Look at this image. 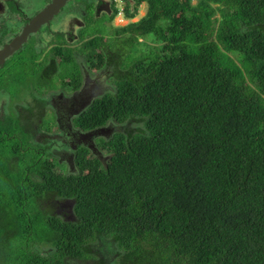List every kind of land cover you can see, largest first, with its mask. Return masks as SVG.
Wrapping results in <instances>:
<instances>
[{"label": "trees", "instance_id": "1", "mask_svg": "<svg viewBox=\"0 0 264 264\" xmlns=\"http://www.w3.org/2000/svg\"><path fill=\"white\" fill-rule=\"evenodd\" d=\"M146 1V15L120 31L135 26L121 48L135 41L141 51L139 38L149 36L157 44L129 58L90 52L115 90L73 118L83 130L109 121L142 128L101 138L105 165L81 146L78 171L68 174L57 172V157L22 151L12 130L3 137L11 161L42 167L45 197L76 200L78 219L53 230L118 234L138 264H264V0ZM8 153L0 157V205H14L15 216L0 206V264H27L19 231L44 223L16 220L26 193L19 163L4 162Z\"/></svg>", "mask_w": 264, "mask_h": 264}, {"label": "flooded vegetation", "instance_id": "2", "mask_svg": "<svg viewBox=\"0 0 264 264\" xmlns=\"http://www.w3.org/2000/svg\"><path fill=\"white\" fill-rule=\"evenodd\" d=\"M52 1L0 0V53L4 51L3 62L0 63V157H5L8 153L3 137H8L14 130L20 134L18 139L27 143L26 146L20 143L22 151H30V155L34 154L33 159L37 154L46 162L50 159L53 161L51 156L55 155L58 158L55 167L57 172L68 174L78 171L75 159L82 142L92 145L91 138L81 134L82 131L88 130L75 126L73 122V118L83 113L89 106L84 109L87 105L77 103L74 99L72 103L69 97L82 88L84 72L90 76L91 71L100 70L97 66L92 67L90 64V51L84 55L75 48L76 44L85 41L80 40L79 30L86 28V18L90 15L94 19L111 16V25L118 31L130 27L142 18L138 21H126V25H117L114 20L122 12L124 13L122 17L134 18L137 11L136 0H67L48 20L38 24L34 29H29L32 20ZM144 1L139 2V5H142ZM146 3L148 10V1ZM213 3V6L220 5L219 2H211ZM128 9L132 16L127 15ZM121 21L124 20L121 19ZM64 48H70L71 51L64 54L62 51ZM108 48L109 51L112 50V47ZM103 54L109 53L105 50ZM64 59H68L67 62H63ZM27 61H29L28 64H26ZM26 66L29 67L30 72ZM103 66L105 69L106 66ZM65 67L73 68L77 74L80 71L82 78L77 88V83L72 84V79L70 83L62 81L40 83V78L44 75L47 77L63 72ZM12 84L29 93L11 96L9 87ZM38 87H41L40 91ZM39 92L46 93L48 97H41ZM28 95H31L32 99H26ZM16 99L24 104V107L18 108L17 114L12 110ZM66 100L70 101V104ZM43 108H46V111ZM46 116L50 118L47 122L50 124L44 122L43 119L44 117L46 119ZM40 121L45 123L44 128L47 130L40 129L38 124ZM130 124L128 122L127 126ZM110 131H116V129H108L107 133L109 134ZM93 148L95 152L103 155V152L95 146ZM103 151L106 153L105 150ZM45 155L47 159L44 160ZM12 157L11 153H8L4 160L8 166L19 163L21 171L31 175L30 177L35 175L37 178L42 167L36 165L33 159L20 163L15 159L11 161ZM16 157H22V155L19 153ZM64 201H70V203ZM20 202L24 203L23 209L29 213L18 214L16 220L23 224L26 221L28 225L41 220L44 223L43 229L36 224L32 230L19 231L21 235L19 247L24 253L31 255L27 264H138L139 258L128 259L129 254L125 247L120 245L118 234L90 231L70 235V231L65 232L61 228L51 229L53 226L61 227L64 223H73L78 219L74 211L76 202L74 198L51 197ZM0 206L9 218L15 216L14 205L11 207L3 201ZM51 222L56 223L51 224ZM11 238V235L6 236L3 243H10ZM131 250H135V247ZM24 262L17 261L18 264ZM140 264L149 263L144 260Z\"/></svg>", "mask_w": 264, "mask_h": 264}, {"label": "rangeland", "instance_id": "3", "mask_svg": "<svg viewBox=\"0 0 264 264\" xmlns=\"http://www.w3.org/2000/svg\"><path fill=\"white\" fill-rule=\"evenodd\" d=\"M198 1L199 0H193L192 3L197 4ZM136 3H137L136 4L137 11L135 13L136 16L134 18H127L125 16V18H124V17H122V16H124V13L122 12L120 15H118L114 19L116 21L117 25H126V21H132V20L138 21L147 13L146 1H144L142 5H139V0H136ZM212 5H214V3ZM215 16L218 19L221 18V14L219 13V11H217ZM110 17L111 16H106L103 18L98 17L96 19H94L91 15L89 17H87L86 18V23H87L86 28L81 29L82 30L81 33H80L81 30H79L80 40L84 39L85 41L81 42V44H76L75 48L79 52H82L84 55H86L89 51L91 52L92 55H94V54L102 55V53H104L106 50L107 52H110L111 54H114V55H118L121 52V54H123L125 58H129L132 56L140 55L142 50H145L148 53L149 52L148 45L153 46V45L157 44V43L153 42L152 38L149 36L150 38L149 37L139 38L138 41L142 43V45L140 46L142 49L141 51H140V48H137V43L135 41L134 42L131 41L128 44V46L126 44H124L123 47L121 48V46H122L121 41L126 40L125 38L127 36H129V35L131 36L134 34V32L131 29L135 26H132L131 29L128 30V34L122 35V32H120V30L118 31L116 27H114V28L112 27ZM121 19H123L124 21H121ZM119 37H121V38H119ZM85 42L88 44L81 46L82 43H85ZM113 43L115 45H113ZM108 47H112V50L109 51ZM62 51L65 54V53L71 51V49L70 48H64ZM233 57H234L235 61H237L240 64L238 57L236 55H233ZM28 62L29 61H27L26 64H28ZM63 62H66V61L63 60ZM40 68H42V67H40ZM97 68L102 70V69H104V66L97 67ZM26 69L30 72V69L28 66H26ZM100 70L98 72L91 71L90 76H87L86 73L84 72L83 76H84V78L87 77L88 82L93 80L95 83L99 84L100 89L99 90L97 89V90L100 91L101 93H103L104 90H107L108 88L113 87L112 85H114V84H113V81L111 80L113 75L106 73L105 76H103L102 78L101 77L99 78ZM81 71H82V67H81ZM74 74H76V70H74L71 67H65L63 69V72L54 73V74H52V76H47V77L44 75L43 78H40V83L42 84L43 82H56V81H57V83H58V81L59 82L60 81L69 82L73 78ZM40 88L41 87L37 88L38 91H40ZM9 89H10L9 93L11 96L25 95L26 93H29V92H27V90L17 88L16 85H14V84L10 85ZM113 90H115L114 87H113ZM39 93H40L41 97H48V95L46 93H43V92H39ZM26 99H28V100L32 99V96L28 95L26 97ZM20 106L24 107V104L22 102H20L18 99H16L14 108L12 109L15 114L18 113V108ZM43 110L46 111V108H43ZM49 116H51L50 111H49ZM49 119L50 118H47V116H46V119L44 117L43 120L46 124H50V123H47V122H49ZM44 122L40 121L38 123L40 125V129L43 131L47 130L44 128V127H46ZM130 123L131 124L129 126H127V128L120 127L117 124L116 131H112V133L109 134V137L113 136L115 134V132H117V131H122L127 135V130H130V129L137 130V128H139V127L142 128L141 123L139 124L136 121H130ZM105 139H107V138H105ZM100 140H99V142H100ZM29 143L31 144V142H29ZM23 145L26 146L27 143L24 142ZM106 153L110 157V153H108V152H106ZM30 156L33 157L34 154H31ZM51 157L53 158V157H55V155H52ZM45 159H47V155L44 156V160ZM101 160L105 163V161L102 158H101ZM20 165L21 164H19V167H20ZM64 202L70 203V201H64ZM17 240H19V239H17ZM18 253H19L18 250H12L9 256L12 257ZM16 257H17V255H16ZM19 257H21L23 259L29 258V256L26 255L25 253H20Z\"/></svg>", "mask_w": 264, "mask_h": 264}, {"label": "water", "instance_id": "4", "mask_svg": "<svg viewBox=\"0 0 264 264\" xmlns=\"http://www.w3.org/2000/svg\"><path fill=\"white\" fill-rule=\"evenodd\" d=\"M66 1L67 0H53L46 8H44L43 11H41L34 18V20H32V25L30 26L29 29H34V27H36L38 24L43 23L46 20H48L53 14L58 12V10L65 4ZM3 57H4V51L0 53V63L3 62ZM105 74H106L105 70L102 69L99 73V78L100 77L102 78L103 76H105ZM83 80L84 81L82 84V88L76 90L69 98L71 99V102L74 99L75 101H77V103H81L84 106L87 105L84 109L90 106L96 98L102 96L106 92L114 91L113 90L114 85H112L113 87L108 88L107 90H104L103 93H101L100 91H98L100 89L99 84L95 83L93 80L88 82L87 77L86 78L83 77ZM82 100L83 102H80ZM66 101L70 104V101L68 100ZM115 124L116 123L114 121H109L106 124L108 125L107 127L102 125L97 128L89 129L88 131H82L81 134L88 135L91 138L92 145H89V146L92 148V146H95L94 139L96 137L100 136V137H104L107 139L110 138L109 134L112 133V131H110L109 134L107 133V131L108 129L112 130ZM123 126H124L123 124L120 125V127H123ZM83 143L85 145H88L86 142H83Z\"/></svg>", "mask_w": 264, "mask_h": 264}, {"label": "clouds", "instance_id": "5", "mask_svg": "<svg viewBox=\"0 0 264 264\" xmlns=\"http://www.w3.org/2000/svg\"><path fill=\"white\" fill-rule=\"evenodd\" d=\"M115 126L113 127V129H117V124L120 126L121 123H117L115 122ZM106 125V124H105ZM103 125V126H105ZM100 127V126H98ZM97 128V127H96ZM135 130V129H134ZM101 138H104V137H96L94 139V144H95V147L98 148L99 151L103 152V155H101L100 153L98 152H95L94 151V148L92 146V148L88 145H85L83 142H82V145L81 146H85L89 149L90 153L91 154H94L96 156L99 157V159L101 160V158L105 161V163L102 161V163L105 165L106 162L108 161L109 159V156L107 153H105L103 150H101L98 146V142ZM96 139H98L97 141H95ZM80 146V147H81ZM75 164H76V160H75ZM38 165V164H36ZM17 173L18 175L20 176V179L21 181L19 182L20 186L22 187V191H24L26 193V197L22 200H29V199H45V198H51V197H45L44 196V191L47 187V183H48V178L43 174V171L41 169V171L37 174V178H35V175H33V177H30L31 175H27L25 172L21 171L19 169V164L17 165ZM28 177L27 179L25 177ZM4 192H6L5 190H2ZM23 205L24 203L22 202L21 203V211L23 212V214H28L29 212L28 211H25L23 209Z\"/></svg>", "mask_w": 264, "mask_h": 264}]
</instances>
